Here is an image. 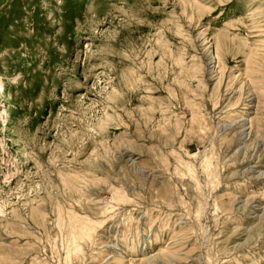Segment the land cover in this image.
<instances>
[{
  "label": "rangeland",
  "instance_id": "374dc122",
  "mask_svg": "<svg viewBox=\"0 0 264 264\" xmlns=\"http://www.w3.org/2000/svg\"><path fill=\"white\" fill-rule=\"evenodd\" d=\"M0 264H264V0H0Z\"/></svg>",
  "mask_w": 264,
  "mask_h": 264
}]
</instances>
